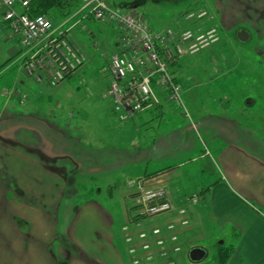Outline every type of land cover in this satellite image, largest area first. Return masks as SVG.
Here are the masks:
<instances>
[{
  "label": "rangeland",
  "instance_id": "rangeland-1",
  "mask_svg": "<svg viewBox=\"0 0 264 264\" xmlns=\"http://www.w3.org/2000/svg\"><path fill=\"white\" fill-rule=\"evenodd\" d=\"M122 1L137 2V0H111V4L120 6ZM141 1L143 2L136 7V10L143 15L152 30H161L167 27L175 30L179 26H183L191 29L202 28L206 32L212 27L215 28L217 40L204 42V46L202 45L198 51L186 53L176 63L173 65L170 63V65L176 70L182 88V97L189 110L188 113H191L193 122L203 119L210 126L220 122L226 135L212 137V134L206 133L204 129L187 130L186 126L189 123L179 114L180 110L174 101L163 103L165 106L162 110L165 113L177 112L176 114H166L165 116L169 117L168 120L154 121L151 126L145 125L146 122L141 119L120 123L112 109V100L106 95L108 63L120 30L114 22H101L93 18L83 19L69 33V38L85 55L82 66L58 85L52 86L46 82L38 84L37 89L40 90L38 97L30 89V97L23 104H17V109L22 111V116L19 118H25L17 123L24 130L30 131V129L46 128V121L52 122L49 119H53L56 124L63 127L76 128V131L70 132L71 137L90 143L93 154L97 152L95 150L97 147H103L99 145V137H103V144H114L116 140L122 139L125 150L132 149L130 143L137 146L139 143H148L155 137L153 150L150 153H159L157 152L159 150L162 152L157 155L156 159L147 162L145 157H142L143 154L139 153L142 160L140 163H134L127 170L128 173L135 176L139 173L170 166L172 168L170 176L175 174L170 184L172 188L180 191L182 196L193 195L198 193L202 183L207 185L218 176V167L217 165L213 166L209 162V158L198 159L205 146L209 145L211 148V139L215 141H219L220 138L227 141L235 139L251 146L262 134L264 99L258 91L259 76L262 75V71L258 65L261 59L256 51L261 50L258 39L264 37V7H262L264 3H260L258 0H236V7H230L233 0H195L193 3L189 0ZM228 1L230 4L227 3ZM188 7L190 9L202 8L206 11V15L202 20L185 21L182 15ZM57 12L60 15L54 17L61 19L63 12ZM242 26L254 29L256 35L254 43H239L235 39L236 28ZM2 49L3 46L0 43V59H5L6 56L3 55ZM11 60L12 58L5 62ZM12 73H15L14 66L0 74L1 90L4 88L5 91L8 87V79ZM254 85L257 88L252 90ZM251 90L252 92H249ZM245 95H250L255 100L248 107L242 104ZM199 101L203 103H199ZM244 108L245 114L242 113ZM28 111L29 114H27ZM32 114L38 116L42 114L43 121L35 119L36 116L32 117ZM2 119L3 117L0 119L1 127L4 124ZM229 119L236 127L235 121L237 120H240L239 123L243 126L236 128L226 121ZM114 127L123 133L122 137H119L116 130H110ZM229 128L231 129L229 130ZM29 131L25 143L33 140ZM15 144L17 145V143ZM177 145H180L178 150H176ZM163 150H171V152H163ZM0 153L3 154L2 148H0ZM95 165H97V160H92L91 166L95 167ZM122 172L124 170L114 166L110 172L103 175V167L99 166L95 172L77 173L76 179L72 176L73 174L69 176L61 197L60 210L57 212L54 210L51 214L53 221L56 222L53 226V229L56 228L55 238L51 243L49 236L47 238V235L41 234L37 228L32 233L34 239L26 240L27 242L20 249V239L16 236V232L10 231V226L7 225V219H10L11 216L4 210L5 200L0 198V264H9V261L11 264H24L23 259L27 260V264H47V261L50 263V260L45 258L47 256L51 259H55L56 256L59 258L58 261L54 260V264H91L90 259H94V256L103 255L104 257L107 256L106 252L111 254L110 241L115 259L111 264H131L120 229L124 219L121 215L117 217L114 200L120 209L121 206L125 209L124 215L130 212L128 207L131 206L132 201L129 200V197H125L124 200L121 199L122 203L120 204V200L115 194L113 200L105 193L107 189H112L110 186L112 180L117 177L121 178ZM0 177L4 179L6 177L2 160H0ZM99 184L103 187V191H101L103 194L96 192ZM4 185H6L4 181L0 180V197H4ZM48 185L46 181L43 184V186ZM171 186L165 187L168 193ZM75 189L77 192L71 194ZM36 198L35 195L28 194V197H19V200L14 203H8V210L15 212L14 215H16L13 216L12 222L17 232L23 231L22 228L27 229L23 217L29 221L31 215L27 214V211L21 210H29L28 206L32 207V203L41 202ZM89 200H95L94 205H109L112 211L110 217H112L113 223L111 225H108L107 215L103 213V211H108L100 212L93 208L95 206H89L86 204ZM173 200L176 201L174 198ZM84 201L85 203H83ZM199 202L203 204V202ZM179 203L189 207L190 202L179 200ZM77 205L80 208H78V213L75 212ZM192 209L193 207L188 212L189 222L186 227L190 228L192 232L187 234L186 241L183 240L184 238L181 239L184 244L182 252L171 257L169 262L155 260L149 264H226L228 255L233 251V246L229 243L231 241L224 238L225 243L220 244L221 236L217 232H207L205 228H202L203 231H195L191 226ZM33 219L35 224L40 222L39 215L33 216ZM155 221H158L157 218L152 219L151 222L156 223ZM45 223L48 224V222ZM68 225L73 228L74 235L84 245L81 247L82 249H78L79 251L72 248L71 254L62 246L63 252L59 251L58 247V237L69 242L67 239ZM32 226L36 225L30 223L29 230ZM59 227H61V231ZM45 230L48 231V228L45 227ZM108 236H111L110 241H108ZM44 240H49V245L46 248H44ZM103 246L106 250L101 251ZM191 247L203 249L205 251L204 258L192 262L187 256V251Z\"/></svg>",
  "mask_w": 264,
  "mask_h": 264
},
{
  "label": "crops",
  "instance_id": "crops-1",
  "mask_svg": "<svg viewBox=\"0 0 264 264\" xmlns=\"http://www.w3.org/2000/svg\"><path fill=\"white\" fill-rule=\"evenodd\" d=\"M189 1L193 3L195 0ZM235 2L236 0H233L231 4L230 1L227 3L230 4V7H236ZM258 2L264 3V0H258ZM258 41V45L261 44L259 45L261 50L256 52L261 59L258 65H260L259 67H261L262 71V75L259 76L258 91L259 95L264 99V46H262L264 37L259 38ZM0 43L3 46V55L6 56L5 59H0V74L5 73L12 66H14L15 70V73L9 76L6 90L4 91V88L3 90L0 88V119L3 117L2 123H4L2 127L0 126V148L3 151V154L0 153V160L4 163L5 179L7 180L0 177V180H3L6 184L4 185V197L0 198L5 200L4 210L11 216L10 219H7V225L10 226V231L16 232V236L20 239V249L23 248L24 243L28 240L34 239L32 233L37 228L41 231V234L47 235V238L49 236L50 243L55 238L54 232H56V228L53 229V226L56 222L53 221L51 214H53L54 210L55 212L60 210L59 205L61 197L64 194V187L67 183V178L72 174L76 179L77 173L81 174L83 171L84 173L95 172L99 166L103 167V175L110 172L114 166L124 170L121 173V178L111 179L112 183L110 186H112V189L110 188L105 191L106 196L110 199H113L115 194L117 199L120 200V204L125 197L133 192V183L137 180H142L147 187L165 188L171 186L170 184L175 174L170 176L172 173L170 166L139 173L135 176H131L127 171L134 163H140L142 157H145L147 162L156 159L157 155L162 152L159 150L157 151L159 153H150L153 150L152 146L154 145L155 137L149 140L148 143H139L137 146L130 143L131 150H125L122 145V139L116 140L114 144H103V137H99V145L103 147H97L95 149L97 152L93 154L90 143L71 137L70 132L76 131V128H71L70 126L63 127L56 124L53 119H49L52 122L46 121L47 127L42 129H30L29 131L24 130L21 125L18 126L17 121L25 118H19V116H22V111L17 109V104L23 103L19 101L17 94L9 91L13 87H16L19 92L27 94L32 89L34 91L33 94L38 97L40 90L37 89V85L33 83L32 79L17 66L16 43L2 38L0 39ZM11 58L10 62H5ZM256 88L257 86L254 85L252 90ZM252 90L249 92H252ZM254 102L255 100L250 95H245L242 99V104L246 107L252 105ZM199 103L203 102L199 101ZM162 108L144 111L132 116L129 121L141 119L146 122L145 125L151 126L154 121L168 120L169 117H166V114H176L174 112L165 113ZM244 111L245 108L242 113ZM27 114H29V111ZM34 116H36L35 119L43 121L44 117H42V114L41 116L33 115L32 117ZM199 120V122H195L197 130L204 129L206 133L212 134V137L226 135L220 122L210 126L203 119ZM226 121L231 123L230 119ZM239 121H235L237 127L232 123L231 125L240 128L243 125ZM186 129L190 130L192 128L187 125ZM110 130H116L119 137L123 136V133L116 127L110 128ZM28 131L31 132L30 135L33 140L25 143ZM254 135L257 134L254 133ZM259 137L255 141V144L251 146L235 139L228 141L223 138H220L219 141L211 139V148L207 145L204 151H201L199 154L198 159L209 158V162L213 166L217 165L218 176L207 185L201 184L198 192H203V199L200 200L203 204L199 202L192 206L191 226L195 231H203L202 228H205L207 232H217L221 236L220 240H222V243H225L224 238L231 241L229 243L232 244L233 251L228 255L226 264H264V128H262V134ZM79 146L81 147L79 148ZM179 146H176V150H178ZM163 152H171V150H163ZM139 153H142L143 156L140 157ZM92 160H97L95 167L91 166ZM113 162L114 164H112ZM44 180L49 184L48 186H43ZM101 183L103 184V181ZM97 188L96 192L103 194L101 193L103 187L100 184ZM76 192L77 189L71 192V194ZM170 192L172 198L179 202L180 199L178 198L182 197L181 192L176 191L172 186ZM28 194L35 195L36 199L41 200V202L38 204L32 203V207L28 206L29 210H21L27 211V214H30L31 217L29 221L23 217L24 223L27 224V229L22 228L23 231L17 232L12 222L14 220L12 219L13 216L16 215H14L15 212L8 210V203H14L19 200V197H28ZM94 202L96 201L89 200L86 204L95 206L93 208L100 212L107 210L108 212L103 211V213L107 215L108 225H111L113 223L112 217H110L112 211L109 205H94ZM114 206V209L117 210V217L121 215L123 219L125 209L122 206L120 209L115 200ZM78 208L79 206L77 205L75 209L76 213L79 212L80 208ZM38 215L40 216V222L35 224L33 216ZM43 219L45 222H48L47 225ZM29 222L36 226H32L29 230ZM45 227L48 228V231L45 230ZM59 228L61 231V227ZM190 232H192L191 229L186 228L183 237H186ZM110 237L108 236V241H110ZM67 239L69 242H65L58 237L59 251L63 252V249H65L71 254L72 248L79 251L78 249H82L81 247L84 246L82 241L74 235L73 228L69 227V225L67 227ZM44 242V248H46L49 245V240H44ZM109 245L112 250L111 254L106 252L107 256H94V259H90V263L111 264L115 259L111 241ZM61 246L63 249H61ZM69 246H71V249H69ZM102 250H106L104 246L101 248ZM58 254L60 255V252ZM51 255L53 256V253ZM45 258L50 260V263L47 261V264H54V260L58 261L59 259L57 256L55 259H51L49 256ZM43 260L42 258V262ZM23 263L27 264V260L23 259ZM9 264H11L10 261Z\"/></svg>",
  "mask_w": 264,
  "mask_h": 264
},
{
  "label": "built area",
  "instance_id": "built-area-1",
  "mask_svg": "<svg viewBox=\"0 0 264 264\" xmlns=\"http://www.w3.org/2000/svg\"><path fill=\"white\" fill-rule=\"evenodd\" d=\"M204 13L192 11L186 18H200ZM85 18L114 22L121 27L117 48L109 59L107 85V94L120 121L161 99L174 101L189 116L169 61L216 39L213 28L206 32L176 33L171 29L154 32L140 14L111 8L107 0H77L75 11L56 23L43 13L33 14L30 0H0V37L18 43L20 65L26 74L38 83L53 86L72 75L84 61L83 53L68 37L72 28ZM135 203L136 218L122 227L132 262L149 261L154 253L167 257L177 252L180 246L176 228L188 223L185 208L177 210V220L142 228L143 220L170 213L172 203L164 189L143 185L137 187Z\"/></svg>",
  "mask_w": 264,
  "mask_h": 264
},
{
  "label": "trees",
  "instance_id": "trees-1",
  "mask_svg": "<svg viewBox=\"0 0 264 264\" xmlns=\"http://www.w3.org/2000/svg\"><path fill=\"white\" fill-rule=\"evenodd\" d=\"M30 3L33 14L43 13L55 18L60 15L57 11L63 12L64 15L73 9L77 5V0H30Z\"/></svg>",
  "mask_w": 264,
  "mask_h": 264
},
{
  "label": "water",
  "instance_id": "water-1",
  "mask_svg": "<svg viewBox=\"0 0 264 264\" xmlns=\"http://www.w3.org/2000/svg\"><path fill=\"white\" fill-rule=\"evenodd\" d=\"M138 5L134 3H127V8H136ZM237 39L239 41H246L248 38V33L244 30H240L237 35ZM187 256L192 262H196L204 258L205 256V251L199 247H191L187 251Z\"/></svg>",
  "mask_w": 264,
  "mask_h": 264
},
{
  "label": "flooded vegetation",
  "instance_id": "flooded-vegetation-1",
  "mask_svg": "<svg viewBox=\"0 0 264 264\" xmlns=\"http://www.w3.org/2000/svg\"><path fill=\"white\" fill-rule=\"evenodd\" d=\"M246 21V20H245ZM248 21V20H247ZM240 30H244L248 33V38H247V41H249L250 43H254L256 41L255 38V34H254V29H249V28H246L245 26H242V27H237L236 28V32H235V39H236V35L237 33L240 31ZM254 39V41H252Z\"/></svg>",
  "mask_w": 264,
  "mask_h": 264
}]
</instances>
